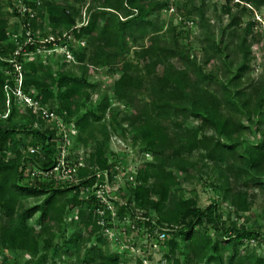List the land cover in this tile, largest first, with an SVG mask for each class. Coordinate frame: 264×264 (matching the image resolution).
Segmentation results:
<instances>
[{
	"label": "trees",
	"instance_id": "obj_1",
	"mask_svg": "<svg viewBox=\"0 0 264 264\" xmlns=\"http://www.w3.org/2000/svg\"><path fill=\"white\" fill-rule=\"evenodd\" d=\"M71 1L22 0L33 17L29 11L19 13L17 3L12 1V14L19 19L14 24L0 13V114L8 109L6 86L10 90L17 86L14 81L18 71L11 61L16 59L14 63L21 65L24 76L23 91L32 97L34 87L41 105L53 99L49 111H67L84 145L95 138L93 134L83 137L84 132L108 116L125 139L128 132L134 134L132 147L140 149L142 159L152 155L151 160H141L137 182L129 183L127 200L118 202L119 221L138 212L144 218L139 224L143 229L154 233L157 227L170 228L163 243L171 249L175 264L179 263L174 259L176 250L186 264H264V253L259 252L264 250V233L236 223L226 227L217 201L200 207L194 198L178 197L174 188L180 181L173 170L191 173V156L197 152L202 160L215 163L220 173L216 187L223 201L230 202L238 214L250 209L252 191L264 189V76L250 92L242 85L255 57V44H261L264 59V38L261 31H253L255 22L240 29L241 17L233 15L217 35L206 0H175L173 14H168L170 0H89L88 21L80 26L77 3L88 0ZM239 1L227 0L224 12L230 14L233 5L242 7V12L248 10L247 3L264 5V0ZM166 13L167 22L162 17ZM190 21L194 22L192 26ZM47 25L51 27L49 32L45 31ZM21 28L41 38L61 37L59 44L70 41L75 59L68 60L57 51L48 55L37 52L34 60L16 56L18 46L12 34ZM185 31L199 39L201 58L193 44L184 42ZM18 39L24 41L23 36ZM46 47L52 48V42ZM35 48L28 46L30 51ZM52 57L59 59L57 66L61 68L57 76L50 75L53 84L48 85L38 73L46 69L42 59ZM70 63L77 65L79 74L66 71ZM212 64L216 69L210 67ZM90 66H109L119 72L113 96L124 102V108L112 107L111 97L105 94L97 108L91 106L76 117L73 107L78 112L86 104L74 99L89 98L86 89L95 86L89 79ZM11 100L12 113L0 120V264H17L22 252L29 256L25 264H49V259L52 264H63L57 259L63 248L68 253L73 249L80 253L92 237L94 245L87 252L92 249L93 256L85 264H128L119 252L110 249L104 236V230L113 225L112 213L104 206L106 212L99 220L97 209L102 204L93 190L83 192L96 184L98 173L109 171L105 140L115 130L111 133L106 122L100 124L105 140L85 158L87 165L78 168L79 182L57 184L53 178L56 172L44 174L60 160L56 155L60 151L56 147L57 129L46 125L31 107L24 108L27 113L20 112L23 108L18 105H23L14 95ZM190 119L196 124H188ZM253 129L261 137L250 141L247 131ZM24 136L29 145L40 150L31 151L28 144L22 145ZM11 149L13 154L9 153ZM30 165L37 168L34 177ZM31 197L43 200L26 206L25 201ZM76 208L79 211L73 218L70 215ZM36 214L40 229L29 223ZM69 217L73 232L59 244L54 236L62 225L71 227L65 223ZM14 218L17 222L13 226L6 223ZM207 226L213 234L207 232ZM251 242L255 245L252 248L248 245ZM172 256H168L169 262ZM137 264H147V259Z\"/></svg>",
	"mask_w": 264,
	"mask_h": 264
},
{
	"label": "rangeland",
	"instance_id": "obj_2",
	"mask_svg": "<svg viewBox=\"0 0 264 264\" xmlns=\"http://www.w3.org/2000/svg\"><path fill=\"white\" fill-rule=\"evenodd\" d=\"M12 1L18 4V2L21 0H0V13L6 15L10 19L11 24H14L17 23L19 19L12 14V11L14 10L11 5ZM69 2L72 1L69 0ZM89 3V0L86 3H77V7H79L81 10V15L78 20H81L83 22H86L88 20L89 13L87 11V7ZM206 4L210 23L215 28V32L217 35L221 34L222 26L228 24L233 15H237L241 17L240 29H243L245 26H247L249 22H255L253 31L255 33L261 31L264 38V5L257 7L252 2L250 3V7L247 6L248 10L245 12H242V7L233 5L232 12L228 14L224 12V6L227 4V0H206ZM164 14L162 17L167 22L168 14ZM49 30L51 31V27L47 25L45 31L49 32ZM56 32L57 34H59V31ZM185 34L186 37L184 38V42L186 40L187 42H190V44H193V48L195 49L194 52H197L198 57L201 58L203 55L200 51V45L198 43L199 39L196 37H189L193 35L186 31ZM260 46L261 44L257 43L252 47L255 57L252 61L251 69L248 75L242 81V85L244 88H246V92H250L252 90L251 86L256 85L258 81H260L264 76V59ZM133 52L134 49L130 53L131 57L133 56ZM35 58L36 56L28 57V59L30 60H34ZM60 59H62V57H60ZM57 60L59 59H56V57H52L51 60L42 59V63L46 67V69H41L38 74L42 80L45 79L48 85L53 84L52 77L50 75L53 74L54 76H57V73L61 68L57 66ZM75 63L68 64L66 67V71L79 74V69H77V65ZM215 64H212L210 67L212 69H216ZM48 67H50L49 70H47ZM8 74H13V72L9 71ZM118 77L119 72L111 70L109 66H90L89 79L90 82H92V84H94L95 86L86 89L90 92L89 98L85 96H79L78 98L74 99L75 102L79 100L81 103L85 102L86 104L83 108L79 109L78 112L76 111L77 109L73 107L76 113V117L87 112L88 108H90L91 106L93 108H97L99 101L105 94H108L111 97L112 107L120 106L121 108H124V102L118 101L113 96L114 82ZM31 90L34 94L32 96L33 99H36L39 103H41V98H38L36 96L38 91L34 87H32ZM51 103H53V99L44 104V108L48 110ZM21 105H23V107H20V105H18V107L23 109L19 111L22 113H27L24 109L26 108V105ZM8 107L11 108V104L8 105ZM32 108L38 118L43 117L46 125L50 126V128L57 129L56 141H58V143L56 144V147L58 148V150L61 148V150L56 152V155L61 159L62 156L67 155L69 164H72L70 168L72 170L75 164H84L86 166L87 161L85 158L89 157V155L96 150L98 142L99 144L101 142H104L105 139L100 133V124L106 122L107 128L111 133L112 130H115L114 133H112L111 138L109 140H105L106 156L109 158L110 163V169L108 171L110 175H108V178L105 179V177H103V173H99L101 177H98V183L104 184V179L107 181V183L105 182V185L103 187H106L109 190V194L116 198L112 199L110 203L114 207V211L117 212L118 202L120 204L121 202L127 200L126 198L128 197L129 193V183H132V180H134V183L137 182L136 174L142 162L141 160H143V162L146 160H151L152 155L149 154L146 159H142L143 157L139 153L140 149L132 147L131 138H133L134 134L128 132V134L126 135L127 138L125 139L121 135L120 129L110 123V117L108 116L105 119L101 120L99 124H94V127L88 128L84 132V134L82 135L83 137H89L92 134L95 135L94 139L89 140L88 143L84 145L82 141H79L80 132L77 128V125L74 122L73 117L70 118L67 111L63 110L58 113L56 111H53L55 116H57V120H48L43 116V114H41V112H39L37 105L32 106ZM22 121L24 122V120H20L19 122ZM188 124L194 125L196 124V122L195 120L190 119L188 121ZM57 126H59V129ZM94 131L95 134L93 133ZM254 133V129L251 132L250 130H248L247 139H249L250 141H255L258 137H261V134L255 135ZM23 138L24 139L22 145L24 143L28 144L29 150H40L38 146L35 147L29 145L28 137L24 136ZM9 153L13 154V150L11 149ZM191 161L194 162V165L190 168L191 173L189 174L173 169L177 180L180 181V184H177V186L174 188V190L177 189L176 194L178 195V197L194 198L197 202V205L200 207H206L213 201H217L220 207V211L223 215V224L226 227L232 226L233 223H236L237 225H245L249 228L259 229L264 233V189L258 188L254 192L252 191L249 197L250 209L245 213L238 214L235 207L231 205L230 202L223 201L221 190L216 187L219 184L220 173L219 168L215 166V163L202 160L201 155L198 152L191 156ZM35 169H37L35 166H29V170L31 171L33 177L35 175V173L33 172L36 171ZM73 172L74 173L71 174L69 168L62 167L60 171L55 173L53 178L57 182V184L66 182H78V168ZM44 174L48 176L47 173ZM131 175H133L134 177V179L132 180L130 177ZM86 192L88 194V191H85L84 193ZM84 193H82L83 196ZM42 200L43 197H31L27 199V201H25V205L33 206L42 202ZM78 211L79 208H76L70 216L76 218ZM97 214L98 219L102 220V214L99 212ZM129 215L130 214H127L124 222L117 219V214L114 215L112 217V227L106 228L104 230V236L110 244V249L112 251L119 252L123 257L122 259L126 260L128 264H137L140 259H147V264H175L169 246L165 245L162 242L158 243L157 240L151 241L149 237H145V234L136 231L137 228H133L134 222H132L131 220L134 219V217L131 218L129 217ZM38 218L39 214H36L34 218L29 221V223L40 229L41 226L38 225ZM16 222V218L11 221H6V223L10 226H13ZM65 223H70L71 227L68 226V229H66V225H62L61 230L54 236V240L59 244L63 241L64 238H69L70 233L73 232L74 227L72 225V218L69 217L68 219H66ZM207 232L209 234L214 233L211 226L207 228ZM93 239L94 238L92 237V240ZM92 240L85 242V247L80 251V253L75 251V249L71 250V253H68L66 252L65 248H63V251L57 256V259H60L63 264H85L86 261L90 262V259L93 256V251L91 249V251L87 252V249L91 248L94 245ZM248 245L250 246V248L255 246L253 242L249 243ZM260 251L264 253V250L260 249L259 252ZM49 253L50 255H52L53 251L50 250ZM168 256L169 258H171L170 256H172L171 262H169ZM28 258L29 256L26 252L19 253L16 263L25 264ZM175 258L179 259V263L177 264H186L183 256L177 250L174 256V259ZM49 264H52L51 259H49Z\"/></svg>",
	"mask_w": 264,
	"mask_h": 264
},
{
	"label": "built area",
	"instance_id": "obj_3",
	"mask_svg": "<svg viewBox=\"0 0 264 264\" xmlns=\"http://www.w3.org/2000/svg\"><path fill=\"white\" fill-rule=\"evenodd\" d=\"M171 1V7L168 10V14H173L175 12V7L173 2L175 0H170ZM235 1H239V0H235ZM240 2V1H239ZM40 3V2H39ZM17 11L21 14H25V12L29 11L31 14L30 16L33 17L34 13L31 9H29L28 7H26L25 4L22 3V0L18 2L17 4ZM247 5L250 7V4L247 3ZM135 13H137V10H134ZM121 19L124 20L126 19V17H123L122 15H120ZM88 21V20H87ZM86 22H79L78 25H84L87 23ZM189 25H193L194 22L190 21L188 22ZM23 36L24 37V41L21 42L18 37ZM12 37L14 40H16L17 42V46L18 48L15 51V55L19 56V55H24L26 57H30V56H35L37 52L40 53H46V55L50 54L52 51H57L58 53H64L67 57L68 60H74L75 57L73 55V53L71 52V50L69 49L70 47V41L68 43H64V44H59V40L61 39V37L57 38L53 35L49 36L48 38H41L39 36V34L34 35L30 29H27L26 32H24L23 28H21L19 30V32H15L12 34ZM72 40V39H70ZM73 41V40H72ZM52 42V48H47L46 44ZM82 45H84V42H80ZM33 45L35 46V50L30 51L28 49V46ZM16 68V70L18 71V74L16 75L15 78V83H16V88L10 90V86H6V91H7V105H10L12 100H11V95H14L17 99L18 102H20L21 104L26 105L27 107H31L37 105L38 106V110L39 112H41V114H43V116L48 119V120H57V116H55V114L53 113V111H49L47 109L44 108L43 105H41V103L38 102V100L33 99V97H31L30 95H28L27 93H25L23 91V82H24V76L23 73L21 71V65L14 63L16 61V59H12L11 60ZM11 112H10V108L8 107V111L5 112V114H0V120L8 118L10 116ZM59 129V126H57ZM63 140V138H62ZM64 147V146H63ZM64 149V148H62ZM61 150V148H60ZM31 151H34V149H32ZM147 156H149V154H147ZM67 155L66 156H62V159L60 158L59 162L57 163V166L54 167L52 170L47 171L46 173L48 175L53 174L54 172H58L60 171V169H62V167L64 168H69L70 173L73 174V171H76L77 168L85 166L84 164H75L73 167V170L70 169L72 164L70 165L67 159ZM64 163V164H63ZM80 165V166H79ZM103 173V177L108 178V175H110V173L108 171L105 172H100ZM97 177H101L99 175V173L97 174ZM131 180L134 179L133 175L130 176ZM104 179V184H99L98 180L96 182V184L90 189V188H85L83 190V192L85 191H90L93 190V194L98 198V200L100 201V203L102 204V208H98L97 211L99 213L102 214V216L104 215V213L106 212V209L104 208V206H106L110 212L112 213V217L114 215L117 214V212L114 211V207L111 205L110 201L112 199H116L113 196H111L109 194V190L106 187H103L105 185V182L107 183V181ZM79 180V178L77 179ZM79 182V181H78ZM132 183H134V180L131 181ZM97 187V188H95ZM123 203V202H121ZM126 218V217H125ZM132 222H134L133 224V228H137L136 231L143 232V234H145V237L148 238L152 241V240H157V242H164L167 238V234L168 231L170 230V228L167 227H157L156 230L154 231V233H151L150 231H147L145 229H143L142 227L139 226L140 222L144 220V218L142 217V215H140V213L136 212L134 219H131ZM137 226V227H136ZM142 229V230H140ZM154 243V242H153ZM156 246V245H155Z\"/></svg>",
	"mask_w": 264,
	"mask_h": 264
}]
</instances>
